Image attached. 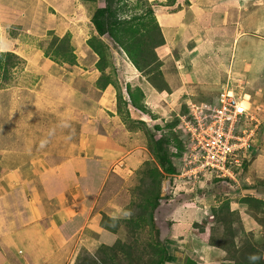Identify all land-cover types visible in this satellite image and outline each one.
<instances>
[{
  "label": "rangeland",
  "instance_id": "374dc122",
  "mask_svg": "<svg viewBox=\"0 0 264 264\" xmlns=\"http://www.w3.org/2000/svg\"><path fill=\"white\" fill-rule=\"evenodd\" d=\"M110 1L114 8L119 5L120 0H0V153L7 158L0 157V165L16 164L20 160L36 162L49 158L55 159L58 164L66 157L71 160L88 159L93 155L89 145L102 130L103 123L96 119L99 116L97 109L108 115L111 112L119 118V132L114 131L113 136L109 135L114 139L118 137L116 134L122 135L121 145L131 147L126 151L129 155L136 152L135 148H144L141 149L144 155L138 158V162L142 163L139 170L134 173L131 170L119 172V176L112 178V185L107 184L101 200L109 209L105 208V217L109 215L117 222V234H113L115 242L118 239L126 242L129 240L128 227L124 221L141 217L144 229L138 232L139 240L154 242L155 232L158 231L162 243L172 254L173 261L170 264H182L186 259L196 264H220L222 253L207 244L209 230L212 228L216 236L219 228L215 227L210 219L206 220V223L204 220L212 209L220 207L222 203H229V208L238 213L239 221L235 223L237 241L247 239L252 244L264 242L261 227L251 225V220L247 217L248 212H245L249 210L239 206L241 200L237 195L242 189H260L264 184V0H253L255 7H260L259 10L262 11L248 15L244 25L249 26V29L255 27V35L260 37L258 39L252 40L253 37L246 36L235 44H232V36L222 40L213 39L211 26L204 24L202 40L207 43L208 39H211L213 42L210 48L213 52H207L213 59V65L206 63L204 78L197 82L203 83V87L193 88L189 83L178 87L173 80L176 78L175 67L168 64L165 68V73L172 79L167 81L170 88H180L182 93L185 91L188 95L193 91L201 92L204 99H194L196 103L210 101V97L217 94L220 87L226 84H230V88L236 92L248 94L253 106L260 109L261 125L252 149L248 152L246 164L234 176V185L220 182L215 185L208 173L195 180H187L189 178L181 177V158H172L176 174L163 180L164 185L169 182V194L165 198L166 201L160 203L154 224L146 215L148 211H143V215L138 216L144 207L141 195H145L147 188L146 182H143V178H146L144 174L147 168L156 166V158L150 151H145L153 141L147 133L155 131V127L161 129L155 134L156 137L162 136L168 141L165 149L169 154L174 153L176 147L185 149L186 136L179 127L176 116L185 114L187 110L182 102L178 105L169 103L167 106L155 102L152 106L155 116H152V119L161 121L153 124L147 115H142L134 109L127 110L123 99L117 100L120 91L122 97H125L126 84H137L138 74L123 52L114 48L108 36L101 39L106 47L102 62L103 72H98V58L87 46L88 40L97 37L91 26L95 10L110 6ZM135 1L124 0V3L120 4L123 10L117 11L118 17L131 15L130 7ZM148 3L154 7L156 5ZM155 20L157 22V19ZM70 22H73L72 28L76 26L80 32L70 33ZM63 35L66 40L60 48L58 41ZM58 47L60 49L57 53ZM66 48L72 53L73 59L67 57ZM159 50L160 57H163L164 49ZM8 53L18 57V60L7 63L5 55ZM217 62H222V67L216 68ZM240 62L242 65H235ZM160 72L162 74V68ZM101 73L108 75L115 85L100 89L101 82L103 83ZM143 78L151 84L148 78ZM162 79L166 82L164 73ZM188 85L191 88H186ZM107 89L110 91L107 98L109 103L102 101L97 104V100L99 101V97L106 93ZM151 127L152 129H149ZM132 141L137 147L133 146ZM17 157L20 159L17 160ZM256 158L259 162L252 173L250 166ZM22 202L20 198L15 204L11 202V197L4 199L2 204L13 206L10 205V211L8 210L7 215H2L1 221L5 223L6 219H12L14 226L21 229V222H25L29 217L22 215L13 221L12 214H18V205H22ZM76 244L79 242L67 251V254H73L74 258L81 257L82 254L95 255L100 247L98 242L93 248H81V245L75 247Z\"/></svg>",
  "mask_w": 264,
  "mask_h": 264
},
{
  "label": "crops",
  "instance_id": "0c3cea01",
  "mask_svg": "<svg viewBox=\"0 0 264 264\" xmlns=\"http://www.w3.org/2000/svg\"><path fill=\"white\" fill-rule=\"evenodd\" d=\"M148 2L156 4L154 15L165 43L155 52L162 63V76L164 73L167 88L163 92H157L135 69L138 74L137 84L130 87H138L142 91L147 117L154 124L161 121L152 119V116H155L152 111L155 102L167 106L169 103L178 105L182 100L187 102L189 98L192 101L204 99L200 91H193L189 97L185 91L182 93L180 88H170L167 81L172 79L165 73L168 64L175 67L176 78L173 80L178 87L186 83L193 88L203 87V83L197 82L204 78L206 63L213 65V59L207 53L213 52L210 50L213 42L211 39H208L207 43L202 40L204 36L201 32H205V26H211L213 39L222 40L232 36V44L246 36L253 37L252 40L258 39L260 37L255 35V27L249 29V26L244 25L248 15L262 10L255 7L253 0ZM72 23L68 26L69 32H80L76 26L72 28ZM161 48L164 49L163 57L159 55ZM235 65L242 64L240 62ZM215 66L222 67V62H217ZM190 85L186 88H191ZM105 92L101 94L97 104L102 101L109 103L107 98L110 91L107 89ZM216 95L213 94L210 100L216 98ZM128 109L133 108L128 105ZM97 112L99 116L96 119L103 123L102 130L89 145L93 155L88 159L71 160L66 157L58 164L55 159L49 158L36 162L20 160L16 164L0 165V264H76L78 256L74 258L73 254L69 255L67 251L77 241L79 244L75 247L81 245V248H93L97 242L99 246H109L115 242L113 234L101 227V218L105 216L104 210L107 208L101 200L107 184L112 185V178L119 176V172L131 170L134 173L139 170L142 163L138 162V158L144 155L141 151L144 148H135L136 152L129 155L126 151L131 147L121 145L122 135L116 134L118 137L114 136L115 139L109 135L114 131L119 132L118 116L111 112L108 115L99 109ZM132 144L135 145L133 141ZM83 147L84 144L81 148ZM5 156L0 153V157L5 159ZM19 159L20 157H17V160ZM258 162L257 158L252 161V173L255 172L254 168ZM262 185L264 187V184ZM8 197H11L13 204L19 198L23 201L22 205H18V214H12L13 221L22 215L29 217L25 222H21V229L14 226L12 219H6L5 223L1 221L2 215H7L12 205L2 204ZM107 218L111 217L107 215Z\"/></svg>",
  "mask_w": 264,
  "mask_h": 264
},
{
  "label": "trees",
  "instance_id": "16d2710c",
  "mask_svg": "<svg viewBox=\"0 0 264 264\" xmlns=\"http://www.w3.org/2000/svg\"><path fill=\"white\" fill-rule=\"evenodd\" d=\"M117 7L112 6L110 1L108 7L104 9L98 8L95 10L91 18V26L95 32V36L87 41V46L91 49L93 54L97 56L99 72H103L105 48L101 39L108 36L115 49L123 52L128 61L133 67L144 77L148 78V81L159 91L166 90L167 85L162 79L160 72L161 63L156 55V49L163 46L164 39L161 34L160 28L154 18V6L150 5L147 0H136L134 5L130 7L131 15L125 17H118L117 11H122L124 0L118 1ZM129 10V9H128ZM65 36L59 39V47H63ZM57 48V53L60 48ZM67 57L73 59L72 53L65 49ZM7 63L18 60V57L8 53L5 55ZM101 79V88L105 89L108 85L112 84L108 75H104ZM157 80V83H155ZM126 93L129 98V104L142 112H145L143 94L137 88L131 89L126 86ZM118 101H122L121 91L117 94ZM124 101V100H123ZM159 130L158 127H155ZM147 136L150 140H153L148 144L147 151H150L156 158V166L153 168H147L144 174L146 178H143V182H146L145 195H141V201L143 202V210L139 212L138 216L143 215V211L147 212L149 221H156L155 213L158 211L160 203L166 201L165 198H160L161 184L166 177L175 176L176 170L172 165V158L180 159L184 149L176 147L174 153L169 154L165 149V145L168 141L164 140L165 137L156 139L154 131H148ZM152 138V139H151ZM164 140V141H163ZM246 164V161L242 162V167ZM238 170V169H237ZM235 170L234 172H237ZM203 176V175H202ZM213 178V177H212ZM171 183L172 180L168 179ZM226 182L231 184L228 179H216L213 178V183ZM249 190H257L255 196H242L241 193H237L240 196L239 206L246 207L250 211H245L247 217L251 220V225L255 224L261 227L264 234V187L260 189L248 188ZM244 190V189H243ZM239 190H237L238 192ZM169 194V193H168ZM145 203V204H144ZM145 207L147 209H145ZM236 210L229 208V203H222V205L216 209H212L210 214L205 218L211 221V223L219 228L216 236L211 228L209 230V237L207 244L209 247L218 249L223 256L220 264H264V242L260 244H252L247 239L244 241H237V231L235 223L239 221ZM213 221V222H212ZM237 221V222H236ZM119 223V222H118ZM128 227L129 240L122 241L118 239L112 246L101 245L96 251L95 255H82L78 257L76 264H170L173 261L170 249L162 243L159 232H155L156 239L154 242H141L138 238V232L144 229L141 217L134 219V217L127 219L123 222ZM101 227L110 231L112 234H117L115 226L117 222L115 219L107 218L103 216L101 218ZM203 232V229H202ZM242 233V232H241ZM137 234V236H135ZM182 264H196L194 261L186 259Z\"/></svg>",
  "mask_w": 264,
  "mask_h": 264
},
{
  "label": "built area",
  "instance_id": "2783aa9c",
  "mask_svg": "<svg viewBox=\"0 0 264 264\" xmlns=\"http://www.w3.org/2000/svg\"><path fill=\"white\" fill-rule=\"evenodd\" d=\"M179 127L187 138L181 177L195 180L207 173L216 179L235 181V170L252 147L261 125L259 107L248 94L230 84L221 86L215 102H186Z\"/></svg>",
  "mask_w": 264,
  "mask_h": 264
},
{
  "label": "clouds",
  "instance_id": "9594fccd",
  "mask_svg": "<svg viewBox=\"0 0 264 264\" xmlns=\"http://www.w3.org/2000/svg\"><path fill=\"white\" fill-rule=\"evenodd\" d=\"M155 18V17H154ZM162 47V46H161ZM89 48V47H88ZM160 48V47H159ZM90 49V48H89ZM91 50V49H90ZM94 55V54H93ZM95 56V55H94ZM97 57V56H96ZM127 59V58H126ZM158 60H159V58H158ZM127 61H128V59H127ZM129 62V61H128ZM160 62V61H159ZM161 63V62H160ZM129 64L133 67V65L129 62ZM161 66H162V63H161ZM133 69H135L134 67H133ZM136 70V69H135ZM160 70H161V68H160ZM137 71V70H136ZM99 72V71H98ZM138 72V71H137ZM139 73V72H138ZM140 74V73H139ZM141 75V74H140ZM142 77H144L143 75H141ZM129 87H130V85L129 84H127ZM126 85V86H127ZM151 86H152V84H150ZM108 86H111V85H108ZM126 86H125V90H124V94H125V99H124V96H123V100H125L124 102L127 104L126 105V109H127V106L128 105H130L129 104V98H128V95H127V93H126ZM153 87V86H152ZM131 88V87H130ZM138 88V87H137ZM154 88V87H153ZM131 89H133V88H131ZM139 89V88H138ZM157 92H163V91H165V90H162V91H159V90H157L156 88H154ZM220 89H221V87H220ZM219 89V90H220ZM140 90V89H139ZM141 91V90H140ZM142 92V91H141ZM218 93H219V91H218ZM218 93H217V95H216V98H217V96H218ZM143 94V93H142ZM143 98H144V96H143ZM216 98H214V99H216ZM251 98V97H250ZM144 100V99H143ZM190 101H192L191 99H189ZM211 101H213V100H210V101H208V102H211ZM192 102H194V101H192ZM196 103V102H195ZM201 103H204V102H201ZM207 103V102H206ZM182 104L183 105H186V101H182ZM131 106V105H130ZM132 107V106H131ZM144 107H145V105H144ZM133 108V107H132ZM135 111H137V112H139L140 114H142V115H147V110H146V107H145V112H142V111H140V110H137V109H135V108H133ZM179 116H181V115H177L176 117H177V119H178V123H179ZM139 121L141 120V119H138ZM140 122H144L145 124H147L145 121H143V120H141ZM151 123H153V122H151ZM155 124H157V123H155ZM260 128V127H259ZM149 129H152V127L151 128H149ZM161 131V129H159V130H156V132H160ZM259 131V130H258ZM154 133H155V131H154ZM258 133V132H257ZM156 135V134H155ZM257 135V134H256ZM162 137V136H161ZM160 136H159V138L158 137H156V139H160L161 138ZM254 143V142H253ZM186 144H187V138H186ZM186 144H185V147H186ZM253 145V144H252ZM251 149H252V147H251ZM176 152V151H175ZM184 153H185V149H184V152H183V155H184ZM182 158H183V156H182ZM182 158H181V163H182ZM247 158H248V153H247V156H246V158L243 160V161H247ZM242 167V166H241ZM239 168L238 170H237V172L238 171H240L242 168ZM181 169H182V165H181ZM237 172H235V176H236V173ZM180 173L182 174V171L180 170ZM180 177V176H179ZM202 177V176H201ZM187 180H190V179H187ZM232 183L230 184V185H234L235 184V182L236 181H231ZM222 184H226V182H221ZM227 184H229V183H227ZM236 188V187H235ZM245 190H249V189H247V188H245L244 190L242 189L241 191H240V193H241V195L242 196H255L256 195V193H257V190H255V189H253V190H255L256 192L253 194V195H243V192L245 191Z\"/></svg>",
  "mask_w": 264,
  "mask_h": 264
},
{
  "label": "water",
  "instance_id": "95a60500",
  "mask_svg": "<svg viewBox=\"0 0 264 264\" xmlns=\"http://www.w3.org/2000/svg\"><path fill=\"white\" fill-rule=\"evenodd\" d=\"M168 190H169V182H167L166 185L163 183L161 184V193H160V198H165L168 195ZM256 191L255 190H245L243 192V195H253Z\"/></svg>",
  "mask_w": 264,
  "mask_h": 264
}]
</instances>
